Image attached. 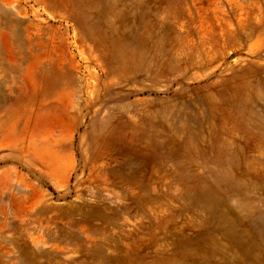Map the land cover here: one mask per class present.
Returning <instances> with one entry per match:
<instances>
[{
	"label": "rangeland",
	"instance_id": "rangeland-1",
	"mask_svg": "<svg viewBox=\"0 0 264 264\" xmlns=\"http://www.w3.org/2000/svg\"><path fill=\"white\" fill-rule=\"evenodd\" d=\"M0 264H264V0H0Z\"/></svg>",
	"mask_w": 264,
	"mask_h": 264
},
{
	"label": "bare ground",
	"instance_id": "bare-ground-1",
	"mask_svg": "<svg viewBox=\"0 0 264 264\" xmlns=\"http://www.w3.org/2000/svg\"><path fill=\"white\" fill-rule=\"evenodd\" d=\"M86 1H87V0H86ZM99 1H100V0H99ZM90 2H92V1H90ZM82 3H83V2H82ZM82 3H81V4H82ZM93 3H94V2H93ZM95 3H97V2H95ZM95 3H94V4H95ZM89 4H90V3H89ZM82 6H83V5H81V7H82ZM86 7L88 8V6H86ZM107 42H108V41H107ZM107 44H108V43H107ZM138 59H139V58H138ZM136 65H137V64H136ZM219 94H220V93H219ZM218 96H219V95H218ZM227 110H228V109H227ZM223 113H224V112H223ZM232 118H233V117H232ZM232 118H231V119H232ZM236 121H237V120H236ZM236 121H235V122H236ZM98 125H99V124H98Z\"/></svg>",
	"mask_w": 264,
	"mask_h": 264
}]
</instances>
